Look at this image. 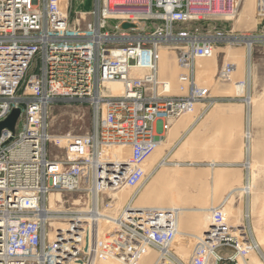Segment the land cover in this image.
<instances>
[{
  "label": "built area",
  "instance_id": "obj_1",
  "mask_svg": "<svg viewBox=\"0 0 264 264\" xmlns=\"http://www.w3.org/2000/svg\"><path fill=\"white\" fill-rule=\"evenodd\" d=\"M238 3L93 0L92 8L73 14L72 0H0V123L14 108L23 117L13 132H0V264L39 263L49 256L55 264L82 257L88 261L86 214H99V196L124 187L132 188L135 198L150 176L145 159L164 141L171 122L209 100L210 89L195 81L196 63L214 53L222 35L202 32L195 23L228 19ZM257 11L264 17V0H259ZM184 24L194 27L176 29ZM168 46L177 55L176 95L168 93L169 80L158 74L160 49ZM135 67L146 72L136 75ZM105 81L123 82V93L103 96ZM63 99L89 100L93 128L83 135L63 136L64 155L55 158L47 150L51 138L45 108ZM157 120L162 121L161 133L154 129ZM108 146L127 149V160L101 159ZM84 177L89 185L83 186ZM79 191L96 198L93 203L89 199L84 216L79 210L50 209L51 193ZM126 204L116 216L96 219L98 238L101 222L107 221L111 227L122 226L140 246L159 250L173 243L176 229L169 212ZM223 208L214 209L195 260L205 257L208 249L238 251L239 244L246 247L242 252L254 249L253 239L242 232L245 226L239 227V237L233 233Z\"/></svg>",
  "mask_w": 264,
  "mask_h": 264
},
{
  "label": "rangeland",
  "instance_id": "obj_2",
  "mask_svg": "<svg viewBox=\"0 0 264 264\" xmlns=\"http://www.w3.org/2000/svg\"><path fill=\"white\" fill-rule=\"evenodd\" d=\"M92 4L93 0H87L84 5L82 4V0H72L71 11L74 14L75 12L89 10L93 6ZM258 8L259 0H240V3H238L235 10L236 16L232 20L217 17L215 19L195 23V26H197L202 32H211L213 34L219 33L222 36L220 37L219 43L216 45V50L211 55V58L208 59L212 64L210 66V76L204 78L203 84L198 83L199 85L210 89L208 95L209 100L196 103V114H193V117L191 118L192 120L194 119V122H197V117L204 113V115L202 114V117L205 116V119H208L212 123L215 119L214 122L218 123L217 120L221 118L215 116L216 111L218 109L221 110L222 108H227L229 110L230 116L225 118V124H213L210 126L212 127V131L205 135H218L220 141L219 148L217 147L216 149H213L212 153L206 151L208 155H214V152H224L226 155L224 156L225 159H217V154H215L216 158L213 157L206 159L204 157V162H200L199 159H204L199 156V153L201 151L203 152V149H197L196 154L194 155L195 151L192 146L189 148L182 147L183 140L189 136V133H187L183 139L180 138L184 135L189 123L180 121L178 127L174 128L177 121L182 119L180 116V118L171 122L170 129L165 132V139L162 141L164 144L156 148L157 151L155 152L157 156L154 159L155 163L150 166L151 164H148L150 163V159L149 161L146 160L144 163V168L150 173L148 179L153 176L152 171L154 168H158V163H162V160L168 163V165H166V171L168 170V173L170 172L172 177L165 186L164 184L162 185V183L160 185L157 184L153 191V200H151V202L147 204L148 207L145 208H153L158 211L160 209L169 212V215H171L169 220L172 221L173 226H175L172 212L167 207L170 205V201H173L174 203L172 204L175 206L200 207L204 205L211 207V211H207V213L205 212L209 215L210 221L214 211L213 208L223 205V216L227 219L228 225L235 227L233 233L236 235L238 234L237 236L239 237V227L245 226L246 228L242 232L253 239L251 243H254V249H245L246 252H244L248 257H246L248 264H264V17L258 14ZM191 27H194V25L184 24L178 26L176 29H191ZM251 40H253V43L250 55L248 56L246 43ZM168 47H170V49L166 50L170 52V68L165 71V76L169 77L171 75V66L176 68V61L174 63V59L177 58V55L176 52L172 50V46ZM220 82L223 83V85H220ZM236 83L237 86L235 91H225L226 89L224 88L223 91L222 87ZM104 90L109 91V86H105ZM168 93L176 95L178 92L170 91ZM249 97L254 98L255 103L253 106L246 104L247 98ZM93 112L94 110L89 100L63 99L47 105L45 108L47 123L46 131L49 135L54 137V139L50 141L48 140L47 150L51 154L53 153L55 158L62 157L64 155L62 137L67 134L83 135L90 133L93 128ZM237 113L239 118H237ZM248 115L250 119L249 130L252 134V152L246 155V153H249L246 152L247 137L245 134V132H247ZM20 116L21 113L17 120H22L23 117L21 118ZM161 124L162 121L158 120L153 124L157 133H161ZM230 133L235 134L230 135ZM191 134L192 132L190 133V136ZM249 159L254 163V166L256 167H254L255 169H247L245 167V162ZM218 160L219 162L221 161L222 164L237 162V165L233 166L235 168H233L231 172L233 177L235 173H238V168L241 170L239 180H233L232 186L224 191L221 190V184L214 180L216 174H219L218 171H223L220 168H216L217 162L214 163V161ZM209 164L215 165L212 167ZM250 171H254L256 174L255 183L251 191L252 194L250 192L246 197L243 192H234L230 197L226 198L231 189L244 185L248 174L251 173ZM178 173H182L181 176ZM224 173L225 174H221L219 179H221L223 175L226 177L227 174H229L228 171ZM148 179L141 186L137 196L147 184ZM83 182V186H86L89 181L85 179ZM130 189L133 190L132 188ZM125 190L128 191L126 188ZM112 193L114 192L99 196L98 206L100 208L99 211H102V213L105 212L104 214L108 216L112 215L114 217L117 215L119 208L123 206L120 207L118 199L114 197ZM56 194L57 201L55 204L51 203L49 200L50 208L56 211H69V209L81 210L90 204V198H92V203L96 202L95 197H91L90 195L87 197L86 193L83 191ZM170 195H172V199L170 198ZM225 198L227 200H224ZM155 200L161 201L153 202ZM188 210L190 211L192 209ZM205 213L196 212L195 214V211H192L178 217V234L175 235L176 237L173 241V245L168 249L170 255L166 256L167 259L162 260L160 264H195L198 262L195 260L194 256L196 250L203 245V240L200 239H202L203 232L210 224V221H208L207 225H202V216L206 215ZM58 215L61 216L62 221H67V218L63 214ZM195 217H198V220H196ZM89 233L91 239L89 246H91L89 247L88 261L82 257L81 261L73 262V260H71L70 264H122L116 261L110 254L113 253L118 255V250H120V252L124 251L118 256L128 258L124 260L126 261L125 264H157L158 252L148 245H144L145 247L142 254L134 257V251L139 248L141 244L135 237H132L126 231H123L122 226L118 225L111 227L107 221H102L99 229V238L97 235V223L95 226L92 225V227H89ZM198 236L201 238L199 239ZM128 238L130 239L129 242ZM242 247L241 244L238 245V248L243 251L246 247L245 245L244 248ZM223 248H229L231 254L226 256L229 250L220 247L215 250V252L208 249L205 257L202 256L201 259L209 258L208 264H240V258H236V251L233 248ZM217 252L224 255L222 256V261H215V258L218 255ZM47 253L49 254L48 249ZM83 253L85 252H82V254ZM228 257H231L232 260H228ZM54 260L55 259L52 258V256H49L46 258V261L44 260V263L55 264ZM30 264L40 263L33 261Z\"/></svg>",
  "mask_w": 264,
  "mask_h": 264
},
{
  "label": "bare ground",
  "instance_id": "obj_3",
  "mask_svg": "<svg viewBox=\"0 0 264 264\" xmlns=\"http://www.w3.org/2000/svg\"><path fill=\"white\" fill-rule=\"evenodd\" d=\"M254 6V5H253ZM236 15L234 14V16H231V17H229L228 19H233L234 17H235ZM252 43H253V40H251V41H247V43H246V48H247V52H248V56L250 55V52H251V48H252ZM159 59H158V74H159V77L160 78H163V77H166L168 80H169V82H170V84H168L167 85V89L169 90V91H172V92H174V91H176V92H178V88H177V82H176V79H177V74H178V67H177V65H176V68H174V67H172L171 66V75L168 77V76H165V71L167 70V69H169L170 68V60H169V57H170V52H168V50H166V49H163V48H161L160 49V52H159ZM211 58V56L210 57H208V58H205V59H200V60H198L197 61V63H196V74H195V81L197 82V83H200V84H203V81H204V78H207L208 76H210V66L212 65L209 61H208V59H210ZM175 61H176V59H174V63H175ZM248 61H250V60H248ZM250 65V64H249ZM176 71H177V74H176ZM146 71L145 70H141V69H139V68H134V73L136 74V75H140V76H142L144 73H145ZM227 77V76H226ZM220 80H222V79H220ZM225 81V80H224ZM228 81V80H227ZM228 83H230V82H228ZM239 83V82H238ZM227 84V83H226ZM209 85V84H208ZM220 85H223V83H221L220 82ZM105 86H109V91H105L104 90V87ZM236 86H237V83L236 84H233V85H230V84H228L227 86H225V87H222V89L224 88V89H226L225 91H235V88H236ZM124 88H125V85H124V83L123 82H121V81H105L102 85H101V93L103 94V96H115V95H121L122 93H123V90H124ZM224 89H223V91H224ZM254 98H247V101H246V104H248L249 106H253L254 105ZM196 106L197 105H194L193 106V110H192V112H186L185 114H183L181 117H182V119H180L179 121H177V123H176V125H175V127L174 128H177L178 127V124H180V121H184L185 123H189L188 125H187V129L185 130V133H184V135L182 136V138H180V139H183V137L188 133V132H190L191 131V129L193 128V124L195 123L194 122V119L192 120V118L191 117H193V114L195 115L196 113H195V111H196ZM219 107V106H218ZM217 107V108H218ZM204 108V107H203ZM208 108V107H207ZM250 108V107H249ZM18 108H14L13 109V111L14 110H17ZM12 112V111H11ZM250 113V112H249ZM11 114V113H10ZM187 115V116H186ZM204 115V114H203ZM184 116V117H183ZM248 118V120H247V129H246V131L247 132H245V134H246V137H247V143H246V148H247V151L246 152H249V153H246V155L247 154H250L251 152H252V134H251V132H250V125H249V121H250V119H249V115L247 116ZM180 118V117H179ZM191 118V119H190ZM7 119V118H6ZM225 119V118H224ZM192 120V121H191ZM215 120V119H214ZM214 120H213V122H214ZM17 121V120H16ZM191 122V123H190ZM200 122V121H199ZM198 122V123H199ZM14 123L16 124V122L14 121ZM231 123V122H230ZM191 124V125H190ZM197 124V123H196ZM229 124V123H228ZM14 129H15V126H14ZM14 129H13V131H14ZM11 131V130H10ZM13 131H11V132H13ZM191 133V132H190ZM190 133L188 134L189 136H187L186 138H184V142L182 143V147H186V148H189V147H191L192 146V144H193V141H192V134H191V136H190ZM235 133H230V135H234ZM181 135V134H180ZM216 135V134H215ZM258 135V134H257ZM167 137V136H166ZM230 137V136H229ZM236 137V136H235ZM50 138H51V140L52 139H54V137L53 136H51L50 135ZM179 138V137H178ZM230 139V138H229ZM167 140V139H166ZM231 141V140H230ZM64 138H63V144H64ZM164 143H160L156 148H158V147H160L161 145H163ZM177 144V143H176ZM231 145V144H230ZM206 146L209 148V149H213V148H215V147H217V146H220V141H219V136L217 135V136H211L209 139H208V142H207V144H206ZM232 146V145H231ZM154 149V151L145 159V162H146V160H148L149 161V159H150V163H148L150 166H152L153 165V163H155L154 162V159L156 158V152L155 151H157V149ZM174 148V147H173ZM206 148V147H205ZM207 148V149H208ZM219 148V147H218ZM228 148H229V146H228ZM185 149V148H184ZM199 149V148H198ZM203 149V148H202ZM208 149V150H209ZM225 149V148H224ZM187 150V149H186ZM206 152V151H205ZM208 152H210V151H208ZM219 152V151H218ZM169 153V152H168ZM215 153V152H214ZM213 153V154H214ZM217 153V152H216ZM221 153V152H220ZM222 155V154H221ZM127 156H128V150L127 149H125V148H123V147H119V146H108V147H104L103 149H102V153L100 154V158L101 159H110V160H116V161H126L127 160ZM213 156H215V154L213 155ZM217 156V155H216ZM99 158V159H100ZM247 158V157H246ZM247 160V159H246ZM144 162V163H145ZM236 163V162H235ZM149 165H148V167H149ZM158 168H154V170L152 171L153 172V176L150 178V179H148V182H147V184L143 187V189L141 190V192H140V194L136 197L135 196V198L134 197H132L131 195H132V190L129 188H126V189H128V191L127 190H125V188L124 187H122V188H120L119 190H117V192H114V193H112L113 194V196L114 197H116L117 199H118V204L120 205V207L121 206H123L126 202L128 203L127 205H129V202H132V206L134 207V208H145V207H148L147 206V204L149 203V202H151V200H153L152 199V196H153V194H154V188L157 186V184H161L162 183V185L164 184V186L166 185V183L167 182H169L171 179H172V177H171V173L169 172L168 173V170L166 171V165H168V164H165V163H158ZM210 166H212L213 167V165H215V164H209ZM235 165H237V164H235ZM245 167L247 168V169H255L256 167L254 166V163L249 159L248 161H246L245 162ZM255 167V168H254ZM165 168V169H164ZM152 169V168H151ZM145 170H147V169H145ZM182 170V169H181ZM179 171V170H178ZM149 172V171H148ZM151 172V171H150ZM151 172V173H152ZM185 172V171H184ZM187 172V171H186ZM251 172V171H250ZM177 173V172H176ZM150 174V173H149ZM179 174V173H178ZM182 174V173H181ZM181 174H179L180 176H181ZM177 175V174H176ZM255 176H256V174H255V172L253 171V172H251V173H249L248 174V176H247V178H246V181H245V183H244V185L243 186H240V187H236V188H233V189H231L229 192H228V194H227V197L226 198H228V197H230L234 192H243L244 194H245V196L247 197V195L248 194H250V192L252 191V189H253V186H254V183H255ZM178 177V176H177ZM87 180V177H84L83 178V181L84 180ZM175 179H177V178H175ZM173 181V180H172ZM176 181V180H175ZM174 182V181H173ZM174 185V184H173ZM162 187V186H161ZM174 187V186H173ZM160 188V187H159ZM158 188V189H159ZM167 190V189H166ZM164 192H165V190H164ZM167 192V191H166ZM171 193V192H170ZM59 194V193H58ZM251 194H252V192H251ZM243 195V194H242ZM50 197H51V199H50ZM181 197V196H180ZM183 197V196H182ZM170 198L172 199V195H170ZM177 198H179V197H177ZM224 199V200H227V199ZM94 199V198H93ZM156 199H158V198H156ZM160 199V198H159ZM162 199H163V197H162ZM166 199V198H165ZM48 200H50V202L51 203H53V204H55L56 203V201H57V194L56 193H51L50 194V196H49V199ZM159 201H161V200H155V201H153V202H159ZM176 201H178V200H176ZM147 202V203H146ZM167 203H168V201H167ZM172 203H174L173 201H170L169 202V206H167L168 207V209H170V211L172 212V218H174V227H175V229H176V234H174V237H175V235H177L178 234V232H177V226H178V217L180 216H183L185 213H187V212H194L195 211V214H196V212H199V213H207V211L209 212V211H211L210 209H212L211 207H207V206H200V207H187V206H185V207H182V206H179V205H177V206H175L174 204H172ZM183 204V203H182ZM187 204V203H186ZM223 204V203H222ZM226 205V204H225ZM218 207V206H217ZM51 209V208H50ZM50 209H48V211H50ZM150 209V208H149ZM151 209H153V208H151ZM188 209H192V210H188ZM213 209H215V208H213ZM157 210V209H156ZM160 210V209H159ZM167 210V209H166ZM86 210H84V209H82V210H79V215L80 216H84L85 214H84V212H85ZM97 211V213L99 212V214H96V212L95 211H93L92 213H89V214H86L87 215V217H88V221H89V224H90V226L92 227V225L93 226H95L96 225V223H97V218H100V217H104V216H108V215H106V214H104V213H101L100 211H99V209H97L96 210ZM213 211V210H212ZM205 213V214H206ZM169 214V213H168ZM223 214V213H222ZM191 215V214H190ZM171 216V215H170ZM200 217V216H199ZM196 218V217H195ZM196 220H198V217L196 218ZM202 221H203V224L202 225H204V224H206L207 225V222L208 221H210V218H209V215L208 214H206V215H203L202 216ZM173 223V222H172ZM205 226V225H204ZM203 226V227H204ZM200 228V227H199ZM200 230V229H199ZM202 231V230H201ZM203 232V231H202ZM191 235V234H190ZM194 236V235H193ZM199 237V236H198ZM197 237V238H198ZM201 237H199V239H200ZM120 239V238H119ZM200 240H202V239H200ZM202 243V242H201ZM124 245H126V244H124ZM171 245H173V243L171 242V243H166V244H164V246H163V249H159V250H156L158 253V257H157V264H160V262L162 261V260H166L167 258H166V256L164 255L165 253H167V252H169V248H171ZM91 246V245H90ZM256 246V245H255ZM144 244L142 245V246H140L139 248H137L135 251H134V253H133V255H134V257H136L137 255H140V254H142V252L144 251ZM125 248V247H124ZM238 248V247H237ZM94 249V248H93ZM96 249V248H95ZM128 250V249H127ZM168 250V251H167ZM208 251V250H207ZM91 252V251H90ZM98 252V251H97ZM118 252H119V254L118 255H120V253H123L124 251H122V252H120V250H118ZM95 253V252H94ZM130 253V252H129ZM111 254V256H113V258L116 260V261H118V262H120V263H122V264H125L126 263V261H124L125 259H128V258H122L121 256H118V255H116V254H113V253H110ZM125 254V253H124ZM128 255V254H127ZM110 256V255H109ZM110 256V257H111ZM247 256L245 255V253L244 252H242V250L240 249V248H238V251H236V258H240V264H248V262H247V258H246ZM136 259V258H135ZM134 259V260H135ZM264 259V258H263ZM52 260V259H51ZM95 260V259H94ZM133 260V261H134ZM113 261V260H112ZM198 262H196L195 264H208L209 263V258H206V259H201L200 258V260H197ZM38 262L40 263V264H43L44 263V260H42V259H39L38 260ZM263 263H264V261H263ZM133 264V263H132ZM162 264V263H161Z\"/></svg>",
  "mask_w": 264,
  "mask_h": 264
},
{
  "label": "crops",
  "instance_id": "obj_4",
  "mask_svg": "<svg viewBox=\"0 0 264 264\" xmlns=\"http://www.w3.org/2000/svg\"><path fill=\"white\" fill-rule=\"evenodd\" d=\"M214 115V114H213ZM215 116L217 117V118H221V119H219V120H217L218 121V123L217 122H211V121H209L208 119H205V116L204 117H202V118H200L197 122H195L194 124H193V128L191 129V131L190 132H192V141H193V144H192V148H193V150L195 151L194 152V155L196 154V150L198 149V148H200L201 150H202V148H203V152L201 151L200 153H199V156H200V158H206V159H210V158H216V156H213V155H208V151H210L211 153H212V150L213 149H216L217 147H219V146H217V147H215V148H211V149H209L207 146H206V144H207V142H208V139L211 137V136H214V134L213 135H210V136H205L206 134H208L209 132H211L212 131V127H210V126H212L213 124H215V123H217V124H225L224 123V118H226L227 116H230V112H229V110L227 109V108H222L221 110H217L216 111V113H215ZM239 115H238V113H237V118H239L238 117ZM207 120V121H206ZM200 121V122H199ZM220 121V122H219ZM199 122V123H198ZM223 122V123H222ZM197 123V124H196ZM216 124V125H217ZM210 127V128H209ZM190 132H188V133H190ZM206 147V148H205ZM209 150H208V149ZM205 151H207V152H205ZM214 154H217V159H220V160H223V159H225V157L224 156H226L225 155V153L224 152H221V153H214ZM222 154V155H221ZM205 158L204 159H199V161L201 162H204V160H205ZM217 162V163H216ZM214 163H216V168H220V169H222L223 171H218L219 172V174L217 173L216 174V176H215V178H214V180L215 181H217V183H220L221 184V190L222 191H224V190H227V188L228 187H230V186H232V182H233V180H239V177H240V172H241V170L238 168V173H235V175H234V177H233V175H231V172H232V170H233V168H235V167H233L235 164H237V162L235 163V162H228L227 164H222V162L220 161L219 162V160L218 161H214ZM217 164H219V165H217ZM236 166V165H235ZM205 167V166H204ZM226 169V170H225ZM226 171H228V173L229 174H227V176L226 177H224V175H223V177H221V179H219L220 178V176H221V174H225L224 172H226ZM222 172V173H221ZM221 192V191H220ZM222 249H228L229 250V248H222ZM231 250H229V252L226 254V256H228V255H230L231 254V252H230ZM217 254L219 255V256H224V255H221L220 253H218L217 252Z\"/></svg>",
  "mask_w": 264,
  "mask_h": 264
},
{
  "label": "water",
  "instance_id": "obj_5",
  "mask_svg": "<svg viewBox=\"0 0 264 264\" xmlns=\"http://www.w3.org/2000/svg\"><path fill=\"white\" fill-rule=\"evenodd\" d=\"M19 114H20L19 109L14 110V111L12 110L11 114L7 117V119H5L3 122L0 123V132L1 130L5 128L13 131L14 126H15L14 121L16 122Z\"/></svg>",
  "mask_w": 264,
  "mask_h": 264
}]
</instances>
